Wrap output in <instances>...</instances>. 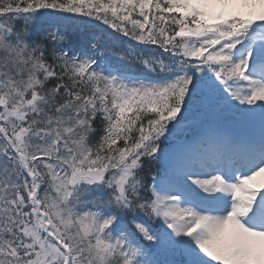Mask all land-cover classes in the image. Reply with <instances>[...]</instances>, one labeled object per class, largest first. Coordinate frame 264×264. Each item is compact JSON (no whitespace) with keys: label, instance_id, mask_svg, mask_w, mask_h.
<instances>
[{"label":"snow or ice","instance_id":"snow-or-ice-1","mask_svg":"<svg viewBox=\"0 0 264 264\" xmlns=\"http://www.w3.org/2000/svg\"><path fill=\"white\" fill-rule=\"evenodd\" d=\"M0 264H264V0H0Z\"/></svg>","mask_w":264,"mask_h":264}]
</instances>
